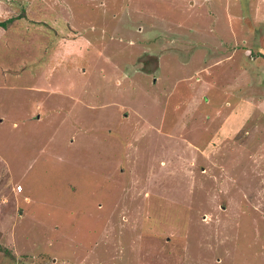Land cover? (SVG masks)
<instances>
[{
	"label": "rangeland",
	"instance_id": "obj_1",
	"mask_svg": "<svg viewBox=\"0 0 264 264\" xmlns=\"http://www.w3.org/2000/svg\"><path fill=\"white\" fill-rule=\"evenodd\" d=\"M0 264H264V0H0Z\"/></svg>",
	"mask_w": 264,
	"mask_h": 264
},
{
	"label": "trees",
	"instance_id": "obj_2",
	"mask_svg": "<svg viewBox=\"0 0 264 264\" xmlns=\"http://www.w3.org/2000/svg\"><path fill=\"white\" fill-rule=\"evenodd\" d=\"M12 20H13V18L9 17L7 20L0 22V26L6 27L8 25V23H10Z\"/></svg>",
	"mask_w": 264,
	"mask_h": 264
}]
</instances>
